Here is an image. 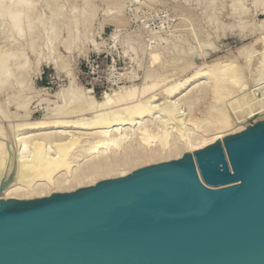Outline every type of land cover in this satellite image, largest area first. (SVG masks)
<instances>
[{
	"label": "bare ground",
	"instance_id": "1",
	"mask_svg": "<svg viewBox=\"0 0 264 264\" xmlns=\"http://www.w3.org/2000/svg\"><path fill=\"white\" fill-rule=\"evenodd\" d=\"M37 1L0 0V33L7 28L10 32L5 36L10 48L0 47V93L10 88L9 100L16 106L13 113L0 106V201L46 197L124 177L141 167L203 149L264 117L263 19L259 28L256 24L242 27L243 37L246 32L255 34L256 30L261 34L239 47L232 58H212L200 66L191 57L178 64L180 67H173L172 63L184 60V49L179 50L169 63L171 68L167 64L160 69H148L140 85L136 84L137 73L128 70L123 76L127 74L132 84L105 92L100 100L94 97L92 89L81 90L69 70L74 81L56 94V102L46 106L44 118L29 121L35 87L27 73L28 54L36 52L39 61L53 58L57 50L54 40L60 34L55 23L59 22L65 4L46 0L51 12L47 19L38 13ZM135 1L142 4L148 0ZM214 2L210 0L208 6ZM255 2L264 6V0ZM231 6L240 18L247 11L243 0H234ZM81 9L74 6L65 20V29L72 39L75 30L79 31L80 25L91 18L86 8ZM114 11L111 9L109 14ZM231 28L235 30V25ZM198 42L200 50L190 48L193 57L208 55L205 48L216 49L210 40ZM72 45L65 44L68 50ZM163 54L164 47L151 50L153 63H160ZM62 68L68 67L65 64ZM15 118L25 121L18 120L17 127L7 122Z\"/></svg>",
	"mask_w": 264,
	"mask_h": 264
},
{
	"label": "water",
	"instance_id": "2",
	"mask_svg": "<svg viewBox=\"0 0 264 264\" xmlns=\"http://www.w3.org/2000/svg\"><path fill=\"white\" fill-rule=\"evenodd\" d=\"M0 264H264V119L124 177L1 200Z\"/></svg>",
	"mask_w": 264,
	"mask_h": 264
},
{
	"label": "rangeland",
	"instance_id": "3",
	"mask_svg": "<svg viewBox=\"0 0 264 264\" xmlns=\"http://www.w3.org/2000/svg\"><path fill=\"white\" fill-rule=\"evenodd\" d=\"M148 1L141 4L135 0H120L117 4L116 0H60L62 4H65L64 10L62 8L60 11L62 14H60L59 22L55 23L60 32L59 39L54 40L57 50L52 57L56 59V62L53 58H50L48 62L45 59L39 61L40 57L36 52L28 54L30 67L27 73L30 74L35 90L29 104L31 116L27 119L38 121L44 118L46 106L56 102L58 99L56 94L63 88L69 87L70 81H74L71 80V75L81 90L92 89L94 97L100 100L105 92L111 93L113 89L116 91L120 86L132 84L126 78L127 74L123 76L128 70L137 73L136 84L140 85L148 69H160L167 64L171 68L169 63L173 62L171 60L179 50L184 49L181 58L184 60L179 61L180 63L177 61L175 65L172 63L173 67H180L181 63H185L191 57L197 63L196 65L200 63L202 65L204 61H211L212 58L234 57L239 47L253 42L261 34L260 30H256L255 34L245 31L246 37L240 34L244 25L256 24L259 28V23L264 19V6L255 0H243V6L247 8V11L241 18L233 13L231 4L233 5L234 0H215L214 6H208L210 0ZM46 2V0L37 1V8L38 13L43 17L45 15L44 18L48 19L51 12ZM74 6H78L80 10H82L81 7L86 8L91 13V18L86 24L80 25L79 31L75 30V36L72 39L68 30L65 29V20L73 13ZM111 9L115 10L112 15L109 14ZM207 16L210 17L207 18ZM232 25H235V30H232ZM5 31V33H0V47L6 49L10 48L6 40L10 32L8 28ZM114 34L117 35L116 38ZM199 40H210L216 49L205 48L208 55L206 53V56L195 55L193 57L190 48L200 50ZM70 42L73 48L68 50L65 44H70ZM156 46L164 47L163 60L157 64L153 63L150 57V51ZM47 52L45 48L44 54ZM65 64L68 68L63 69L62 66ZM69 70L72 71L70 74H73L69 75ZM11 93L10 88L0 93V106L13 113L16 111V106L9 100ZM42 98L46 100L42 101ZM20 119L17 118V122L18 120L20 123L25 121ZM263 119L264 117L258 121ZM10 120L7 122L9 124L11 122V125L14 123L13 126L19 124L14 119ZM254 123L256 122L250 125Z\"/></svg>",
	"mask_w": 264,
	"mask_h": 264
}]
</instances>
